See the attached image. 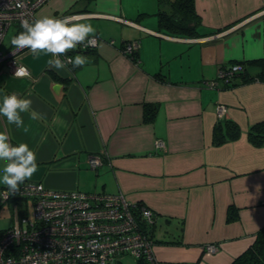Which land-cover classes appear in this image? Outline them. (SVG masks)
Returning a JSON list of instances; mask_svg holds the SVG:
<instances>
[{"label": "crops", "instance_id": "obj_1", "mask_svg": "<svg viewBox=\"0 0 264 264\" xmlns=\"http://www.w3.org/2000/svg\"><path fill=\"white\" fill-rule=\"evenodd\" d=\"M84 1H47L48 17L74 16L96 29L98 47L72 51V58L88 57L83 67L50 69L51 54L34 56L28 49L18 57L28 78L0 65V102L12 94L32 101L21 114L23 128L0 116V132L36 155L38 170L25 182L122 193L147 207L155 216V264H229L264 226V145L247 138L249 128L264 121V0H194L196 38L159 30L158 0L153 9L138 6L130 13L117 0L92 8ZM21 31L14 26L5 43L6 32L1 48H12ZM130 40L139 41L136 60L120 51ZM232 64H241L252 80L207 87L219 68ZM147 104L156 107L151 120ZM220 104L221 119L235 123L239 135L214 145ZM31 111L43 118L31 119ZM159 141L164 147L156 146ZM93 155L103 160L94 170L87 162ZM206 244L217 245V252L207 253ZM119 257L110 264H119Z\"/></svg>", "mask_w": 264, "mask_h": 264}, {"label": "built area", "instance_id": "obj_2", "mask_svg": "<svg viewBox=\"0 0 264 264\" xmlns=\"http://www.w3.org/2000/svg\"><path fill=\"white\" fill-rule=\"evenodd\" d=\"M47 1L0 0V65L14 77L28 78L30 72L18 59L22 50L14 46L7 50L1 48L4 36L9 27L22 29V20H36L35 13ZM92 48L78 45L75 50ZM138 48L139 41L130 40L121 44L120 51L136 60ZM67 58L72 55L61 57L62 60ZM18 69L23 72L20 76L16 75ZM242 70L241 64L221 67L216 78L206 85L217 87L219 82H229ZM216 112L221 119L225 107L217 105ZM156 146L162 148L164 144L159 141ZM87 162L94 170L103 160L93 155ZM18 193L20 197L32 200L33 211L29 218L14 207L17 212L13 224L0 236V264H110L122 255L134 259L145 257L150 264H155L152 238L137 221L139 218L150 225L154 215L144 206L137 209L136 203L130 202L122 193L50 190L41 183L29 181ZM10 194L8 190H2L0 199L4 202ZM204 249L212 254L218 247L206 244Z\"/></svg>", "mask_w": 264, "mask_h": 264}, {"label": "clouds", "instance_id": "obj_3", "mask_svg": "<svg viewBox=\"0 0 264 264\" xmlns=\"http://www.w3.org/2000/svg\"><path fill=\"white\" fill-rule=\"evenodd\" d=\"M78 17H42L30 22L25 19L21 22V31L11 40L17 50L28 49L32 55L39 56L51 54L52 59L48 63L50 69H66L70 64L72 69L83 67L88 62V57L80 54L74 58L62 60L68 52L73 51L78 45L84 48L98 47L99 39L96 29L90 23L79 22ZM23 72L18 69L17 76ZM30 99L18 97L15 94L7 95L0 102V116L6 117L9 124H15L17 128L24 127L22 113H28L31 109ZM31 119H42L41 114L31 111ZM27 132L28 129L24 128ZM10 136L0 132V161H5L3 175L0 184L6 186L8 192L13 195L20 191V185L31 179L38 170L37 158L34 151L28 145L21 143L14 146Z\"/></svg>", "mask_w": 264, "mask_h": 264}, {"label": "trees", "instance_id": "obj_4", "mask_svg": "<svg viewBox=\"0 0 264 264\" xmlns=\"http://www.w3.org/2000/svg\"><path fill=\"white\" fill-rule=\"evenodd\" d=\"M158 4L159 9L157 12V22L159 30L163 31L164 34L175 38L199 37L197 27L200 25V19L194 8V0H158ZM68 54L73 55V52L71 51ZM259 60L260 59L252 61L257 62ZM238 77L241 79V82L252 80V77L248 75L246 68H243L242 72L233 76L234 79H237ZM56 80L65 82L68 81L67 79L60 77L56 78ZM224 85H229V82L224 83ZM145 107L146 117L151 120L156 113V107L148 104ZM238 135L239 128L235 123L219 119L213 128V143L214 145H220L226 141L234 140ZM247 138L249 142L255 146L264 145V121L253 124L247 132ZM13 145L18 146L17 144ZM23 184L20 185V188ZM18 192L14 195L11 193L6 202H10L15 205L20 212L22 208L19 202L23 197H20ZM136 206L138 209L142 205L136 204ZM230 213L232 216V211H230L229 214ZM137 221L142 224L145 232L152 238V227L154 226L155 216L154 222L150 225L142 222L139 218H137ZM135 261L136 264H150L145 257L135 259ZM229 264H264V226L255 233V239L252 244L233 258Z\"/></svg>", "mask_w": 264, "mask_h": 264}, {"label": "rangeland", "instance_id": "obj_5", "mask_svg": "<svg viewBox=\"0 0 264 264\" xmlns=\"http://www.w3.org/2000/svg\"><path fill=\"white\" fill-rule=\"evenodd\" d=\"M101 0H85L84 2H87L88 5L91 6H97L100 3ZM112 1V0H111ZM118 7L122 10H125L127 13H130L134 11L138 6H141L146 9H153L154 7V0H117ZM51 5L49 2H47L39 11L36 13V15H40L42 17L49 16L51 14ZM38 17V16H36ZM14 26L10 27V29L7 32V36L5 38V43L8 42L9 36L11 32L13 31ZM3 48V47H2ZM3 168L0 167V177L3 175ZM81 191V190H80ZM90 193L94 192L92 190H89ZM21 205V214L24 213L25 216L30 218V214L33 211V202L31 199L22 198L19 202ZM12 206V207H11ZM13 204L10 202H3L0 199V232L1 230L8 229L12 226L15 213L12 210ZM119 264H136V261L133 257L128 255H122L118 258Z\"/></svg>", "mask_w": 264, "mask_h": 264}, {"label": "bare ground", "instance_id": "obj_6", "mask_svg": "<svg viewBox=\"0 0 264 264\" xmlns=\"http://www.w3.org/2000/svg\"><path fill=\"white\" fill-rule=\"evenodd\" d=\"M24 50H26V49H23L22 51H20L19 53H22ZM29 70V69H28Z\"/></svg>", "mask_w": 264, "mask_h": 264}, {"label": "water", "instance_id": "obj_7", "mask_svg": "<svg viewBox=\"0 0 264 264\" xmlns=\"http://www.w3.org/2000/svg\"><path fill=\"white\" fill-rule=\"evenodd\" d=\"M57 88V87H56ZM56 88L54 87V90L56 91Z\"/></svg>", "mask_w": 264, "mask_h": 264}]
</instances>
